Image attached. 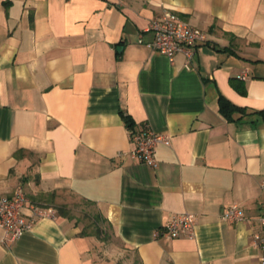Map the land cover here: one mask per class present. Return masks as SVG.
I'll return each instance as SVG.
<instances>
[{
	"label": "crops",
	"instance_id": "1",
	"mask_svg": "<svg viewBox=\"0 0 264 264\" xmlns=\"http://www.w3.org/2000/svg\"><path fill=\"white\" fill-rule=\"evenodd\" d=\"M164 10L205 32L190 59L147 45ZM220 95L243 110L225 117ZM119 111L169 136L153 166ZM263 177L264 0H0V196L54 212L14 241L0 228V264H258ZM64 197L113 240L81 235ZM231 205L242 220H221ZM185 212L193 238L154 237Z\"/></svg>",
	"mask_w": 264,
	"mask_h": 264
},
{
	"label": "built area",
	"instance_id": "2",
	"mask_svg": "<svg viewBox=\"0 0 264 264\" xmlns=\"http://www.w3.org/2000/svg\"><path fill=\"white\" fill-rule=\"evenodd\" d=\"M147 30L152 33V40L147 45L165 55L170 62L179 52L190 59L195 50L207 40L205 32L191 26L172 10H164L161 14L153 17ZM238 78L244 80L245 74L239 75ZM129 134L134 143L133 154L149 166L154 165V151L157 144H170L169 136L158 134L147 128L140 131L129 129ZM260 187L264 193V177L260 182ZM25 208L30 210L28 217L24 215ZM53 213L51 208L29 205L21 187H18L10 196H0V228L10 241L20 238L32 227L36 219L51 217ZM243 217L242 211L236 205H231L220 216L221 220L225 222L240 221ZM193 223L194 215L192 213L172 214L168 222L157 228L153 235L155 238L191 239L194 237ZM258 224L259 230L253 234L252 241L257 250L258 264H264V213L258 218Z\"/></svg>",
	"mask_w": 264,
	"mask_h": 264
},
{
	"label": "trees",
	"instance_id": "3",
	"mask_svg": "<svg viewBox=\"0 0 264 264\" xmlns=\"http://www.w3.org/2000/svg\"><path fill=\"white\" fill-rule=\"evenodd\" d=\"M232 86L240 94H243L245 92L243 85H241L240 83H233ZM218 104H219L220 112L227 118H230V114L232 112L243 110V108L236 106L235 104H233L231 101H229L227 98H225L222 95H220L218 98ZM119 113H120L121 119L123 120V123L125 124L126 128L133 129L135 126L133 119L123 111H119ZM50 195H53V193ZM54 208L59 214L65 217H68L69 219H73L70 213L71 208L68 204H65V203L58 204V205H55ZM100 221L103 223H106V220L102 217V215L99 212H96L93 217V221L91 223V227L93 228L92 233L86 232V230L81 229L80 234L84 236V235L91 233L101 238L102 237L101 234L104 233V230L98 224V222ZM74 223L76 224V222Z\"/></svg>",
	"mask_w": 264,
	"mask_h": 264
},
{
	"label": "rangeland",
	"instance_id": "4",
	"mask_svg": "<svg viewBox=\"0 0 264 264\" xmlns=\"http://www.w3.org/2000/svg\"><path fill=\"white\" fill-rule=\"evenodd\" d=\"M59 202L67 201L71 208V216L73 217V222L79 226L80 229L86 230V232H91L93 228L91 227V223L93 221V217L97 212L95 207L84 200L76 199L73 197H64L58 200ZM58 203V202H57ZM99 226L104 230V236L101 237L103 240H113L110 229L103 222H98Z\"/></svg>",
	"mask_w": 264,
	"mask_h": 264
}]
</instances>
